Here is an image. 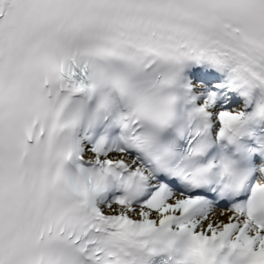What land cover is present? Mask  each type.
Returning a JSON list of instances; mask_svg holds the SVG:
<instances>
[{
    "label": "snow or ice",
    "instance_id": "obj_1",
    "mask_svg": "<svg viewBox=\"0 0 264 264\" xmlns=\"http://www.w3.org/2000/svg\"><path fill=\"white\" fill-rule=\"evenodd\" d=\"M256 115L264 0H0V264H151L164 242L170 264H264V188L213 210L209 185L247 180L201 162Z\"/></svg>",
    "mask_w": 264,
    "mask_h": 264
},
{
    "label": "clouds",
    "instance_id": "obj_2",
    "mask_svg": "<svg viewBox=\"0 0 264 264\" xmlns=\"http://www.w3.org/2000/svg\"><path fill=\"white\" fill-rule=\"evenodd\" d=\"M258 120H264V116L256 115L254 117L245 118L243 121H237L235 123V126L239 128V133H238V135L236 137V143H237L239 137L241 135H243L246 126L249 123L255 122V121H258ZM225 141H227V140H225ZM236 143H230V144H236ZM223 156L227 157L232 162L230 167H229V173L237 175V176L245 177L246 180H248V177L250 175V171L248 169L244 168V167H241V161L243 159V154L242 153H237L235 158H234L233 155H223ZM219 158H217V160H219ZM205 164H207V162ZM261 169H264V167H262ZM208 171L210 172V174H215V172L218 171V169L215 166H213V167L209 168ZM254 183L259 188H264V179L257 178ZM171 247H172V245L169 242H164V243H161V244H157V245H155V253L157 254V256H159L161 254H166L167 252H169L171 250ZM148 254L149 255L153 254L152 249L148 250ZM180 259H183V257H181Z\"/></svg>",
    "mask_w": 264,
    "mask_h": 264
},
{
    "label": "bare ground",
    "instance_id": "obj_3",
    "mask_svg": "<svg viewBox=\"0 0 264 264\" xmlns=\"http://www.w3.org/2000/svg\"><path fill=\"white\" fill-rule=\"evenodd\" d=\"M213 210H215V209L213 208Z\"/></svg>",
    "mask_w": 264,
    "mask_h": 264
}]
</instances>
